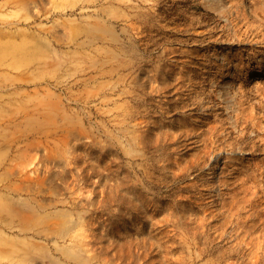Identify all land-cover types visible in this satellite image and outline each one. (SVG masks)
<instances>
[{
    "label": "rangeland",
    "instance_id": "rangeland-1",
    "mask_svg": "<svg viewBox=\"0 0 264 264\" xmlns=\"http://www.w3.org/2000/svg\"><path fill=\"white\" fill-rule=\"evenodd\" d=\"M224 1L0 0V264H264V0Z\"/></svg>",
    "mask_w": 264,
    "mask_h": 264
},
{
    "label": "bare ground",
    "instance_id": "bare-ground-1",
    "mask_svg": "<svg viewBox=\"0 0 264 264\" xmlns=\"http://www.w3.org/2000/svg\"><path fill=\"white\" fill-rule=\"evenodd\" d=\"M206 7L213 12L214 14L218 15L227 25L229 29L234 28L232 16L234 15L235 9L234 6L230 3L227 4L224 0H205ZM241 8L244 11H247L249 15H255L256 12L251 7V0H242ZM239 9V8H238ZM238 72V71H237ZM237 74L234 72L232 74V78L229 81H225L222 83L219 89L220 96L225 100L228 104V107L233 109V103L236 98V94L234 95L230 90V86L234 84V80L236 79ZM228 108V109H229ZM234 111V110H233ZM206 114V112H204ZM237 112L234 111V115H232V122L235 127V130L239 129V118L236 114ZM236 115V116H235ZM249 151L241 150L239 154L241 156L249 154Z\"/></svg>",
    "mask_w": 264,
    "mask_h": 264
}]
</instances>
